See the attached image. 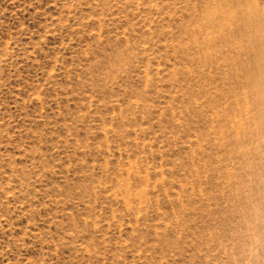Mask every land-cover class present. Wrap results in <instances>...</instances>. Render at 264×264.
<instances>
[{"label":"rangeland","instance_id":"obj_1","mask_svg":"<svg viewBox=\"0 0 264 264\" xmlns=\"http://www.w3.org/2000/svg\"><path fill=\"white\" fill-rule=\"evenodd\" d=\"M0 264H264V0H0Z\"/></svg>","mask_w":264,"mask_h":264}]
</instances>
